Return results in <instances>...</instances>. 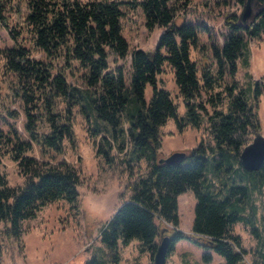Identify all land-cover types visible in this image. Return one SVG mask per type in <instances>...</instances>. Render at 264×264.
<instances>
[{"label":"trees","instance_id":"16d2710c","mask_svg":"<svg viewBox=\"0 0 264 264\" xmlns=\"http://www.w3.org/2000/svg\"><path fill=\"white\" fill-rule=\"evenodd\" d=\"M178 1L0 0V22L13 38L25 39L3 48L5 67L19 81L30 82L23 95L47 115L48 127L42 130L37 124L39 115L27 109L25 127L42 154L48 155L50 150L63 153L65 140L75 142L76 108L85 116L97 140V152L109 166L119 159L132 175L141 162L146 165L129 183V197L102 227V245L87 264H119L121 243L134 238L150 254L146 264H155L154 255L165 233L170 235L167 255L178 240L188 238L206 248L205 261L212 259L214 250L224 257L219 264H264V228L256 200L264 192V162L250 170L240 157L251 134L260 133L252 96L257 105L262 88L256 80L250 95L251 86H241L236 78L239 61L248 64V37L264 34V7L250 21L241 14L227 15L223 42L211 43L212 59L204 61L200 69L191 49L199 44L206 26L177 22ZM121 2L141 6L148 28L164 27L154 48L132 50L129 76L119 62L129 52L122 33ZM9 12L15 13V25L10 24ZM31 44L49 60L32 57ZM74 63L83 68L84 85L66 77V69ZM166 63L174 71L186 105L181 120L171 92L158 84V74ZM226 76L229 81L223 84ZM148 83L153 86L150 99L145 95ZM170 117L180 128H201L207 122L211 139H202L176 161L160 160V126ZM13 133L16 141L0 126V143L9 140L25 180L10 185L0 161V241L2 233L20 239L23 221L36 216L46 204L60 199L75 202L79 195L80 173L73 163L66 159L40 161L25 154L33 147L31 141L20 139L15 130ZM116 143L122 153L119 158L113 152ZM189 189L196 203L192 228L187 232L179 227L178 196ZM237 222L257 239L255 248L243 244L242 235L235 231Z\"/></svg>","mask_w":264,"mask_h":264},{"label":"rangeland","instance_id":"374dc122","mask_svg":"<svg viewBox=\"0 0 264 264\" xmlns=\"http://www.w3.org/2000/svg\"><path fill=\"white\" fill-rule=\"evenodd\" d=\"M19 1V0H18ZM122 1V0H120ZM180 8L176 12L175 20L181 22L188 20L204 24L200 32V41L191 49V56L202 68L203 62L212 59L211 43L223 42V35L227 30L225 18L231 13L242 14L244 5L240 0H179ZM24 6V4H23ZM123 15L121 17L122 33L129 42V52L119 59L123 63L129 76L131 70V52L135 48L152 49L156 46L158 38L164 29L155 25L146 26L145 14L141 6L131 7L128 2H121ZM261 6V5H260ZM10 24L15 25V13L9 12ZM259 6L252 4L247 21L258 17ZM24 37L15 39L7 26L0 22V126L7 136L15 139V130L22 140H30L33 147L25 154L37 157L40 161L61 159L73 163L79 170L80 183L79 195L75 202L64 199L52 201L34 217L23 221V232L20 239L8 237L2 233L0 241V264H87V260L97 253L102 245L100 231L110 219L114 210L127 199L131 193L129 183L145 171L146 165L140 163L134 174L130 175L119 159L113 166L106 163L103 156L97 152V140L90 133V126L83 114L75 108L74 130L75 142L65 140V150L57 153L50 150L48 155H43L39 145L29 135L25 127L27 109L39 115L38 127L44 130L48 127L47 115L38 111L35 103L28 96L23 95V90L29 81H19L18 76L5 67L3 48L19 41L24 42ZM249 59L248 64L239 61L236 78L241 86H251L250 95L254 93V82L259 80L262 93L259 95L258 104L255 105L260 121V133L264 135V34L257 38L248 37ZM31 56L48 61L44 51L31 44ZM112 64V57L110 58ZM67 79L75 84L84 85L83 68L74 63L72 68L66 69ZM223 84L229 81L225 77ZM32 81V80H31ZM25 82V86L24 85ZM158 84L167 88L177 103V116L185 115L186 105L179 87L175 81L174 71L169 64L158 74ZM23 86V87H22ZM218 89V88H217ZM153 86L148 83L145 95L150 99ZM207 117V115H205ZM207 122L201 128L185 125L180 128L177 120L170 117L160 126L162 137V157L176 150L188 151L195 147L202 139L210 140ZM256 134H251V140ZM13 141V142H15ZM9 142V140H7ZM2 142L0 151L1 169L6 174L10 185L22 184L25 174L20 169L19 160L15 158L11 143ZM113 152L119 158L122 156L117 147ZM51 156H53L51 158ZM259 205L260 225L264 228V192L256 195ZM196 196L189 189L179 194L180 228L190 232L194 219ZM3 228V223L0 224ZM235 231L242 235L243 244L248 248H255L257 239L242 222L235 224ZM121 259L119 264H146L150 260L147 250L141 248L139 239L134 238L129 243L120 245ZM206 248L188 238H181L176 242L175 249L166 257V264H219L224 257L214 250L212 259L205 261L203 254ZM251 259V254H247Z\"/></svg>","mask_w":264,"mask_h":264},{"label":"water","instance_id":"95a60500","mask_svg":"<svg viewBox=\"0 0 264 264\" xmlns=\"http://www.w3.org/2000/svg\"><path fill=\"white\" fill-rule=\"evenodd\" d=\"M252 9V0H247L244 5V11L241 14L242 19L246 20ZM186 155L184 150H176L167 156H163L160 160L167 162L176 161ZM241 162L246 169H258L264 162V135L258 133L254 138L246 144L240 154ZM170 235L163 234L158 244V248L154 255L155 264H166V257L169 252Z\"/></svg>","mask_w":264,"mask_h":264},{"label":"flooded vegetation","instance_id":"af4514ba","mask_svg":"<svg viewBox=\"0 0 264 264\" xmlns=\"http://www.w3.org/2000/svg\"><path fill=\"white\" fill-rule=\"evenodd\" d=\"M252 4H254L257 7L259 6V11H260L264 7V0H252Z\"/></svg>","mask_w":264,"mask_h":264},{"label":"crops","instance_id":"0c3cea01","mask_svg":"<svg viewBox=\"0 0 264 264\" xmlns=\"http://www.w3.org/2000/svg\"><path fill=\"white\" fill-rule=\"evenodd\" d=\"M178 201H179V196H178ZM179 227H180V225H179ZM190 231H191V229H190ZM188 232V231H187Z\"/></svg>","mask_w":264,"mask_h":264}]
</instances>
